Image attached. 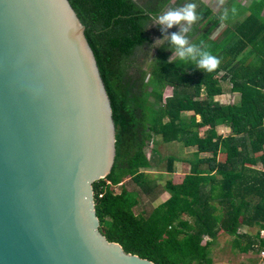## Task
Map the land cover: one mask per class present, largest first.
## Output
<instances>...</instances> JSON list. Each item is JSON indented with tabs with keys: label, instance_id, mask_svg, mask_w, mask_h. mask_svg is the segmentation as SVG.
Wrapping results in <instances>:
<instances>
[{
	"label": "trees",
	"instance_id": "obj_1",
	"mask_svg": "<svg viewBox=\"0 0 264 264\" xmlns=\"http://www.w3.org/2000/svg\"><path fill=\"white\" fill-rule=\"evenodd\" d=\"M68 1L94 51L116 125L113 169L93 184L101 233L126 253L155 264H214L210 250L221 233L232 238L234 251L258 255L264 240L259 230H251L264 228V61L251 69L237 59L248 47L264 56L263 37L245 34L228 51L209 42L205 48L221 60L213 73L195 75L192 64L188 70L175 68L168 60L174 53L171 44L146 72L134 57L151 43V17L163 13L172 0H146L143 5L134 0ZM221 70L240 88L235 105L200 99L202 93L222 94L216 79ZM169 87L172 96L165 98ZM221 124L231 128L229 135L218 133ZM205 127L209 129L201 137ZM160 144L196 148L183 159L190 171L182 183L162 182L150 172L161 165ZM178 161L175 155L166 157L170 175ZM128 183L134 187L129 189ZM164 194L168 198L157 203Z\"/></svg>",
	"mask_w": 264,
	"mask_h": 264
},
{
	"label": "water",
	"instance_id": "obj_2",
	"mask_svg": "<svg viewBox=\"0 0 264 264\" xmlns=\"http://www.w3.org/2000/svg\"><path fill=\"white\" fill-rule=\"evenodd\" d=\"M116 125L68 0H0V264H155L100 231Z\"/></svg>",
	"mask_w": 264,
	"mask_h": 264
},
{
	"label": "crops",
	"instance_id": "obj_3",
	"mask_svg": "<svg viewBox=\"0 0 264 264\" xmlns=\"http://www.w3.org/2000/svg\"><path fill=\"white\" fill-rule=\"evenodd\" d=\"M196 1L198 2L195 3ZM185 3H195L197 5V13L204 12L187 35L190 43H199L203 40L205 47L211 42V44H216L219 48H225L228 51L237 46L241 40L243 41L245 34L249 36V39L263 37L261 41L264 42V0H223V3H221V0H172L170 6L182 7ZM233 8H235V13L232 12ZM225 9L228 10V19L221 23L220 17ZM241 28H243V32L238 33ZM210 29H215V31L210 38H207L205 33ZM249 52H252L251 47L246 48L237 60L244 59L247 62L245 63L246 66L251 69L260 68L264 61V56L252 52L248 58ZM224 57H226L225 53ZM194 74L199 76L203 72L197 70ZM225 77L226 79H224ZM216 79L219 81V88L222 89V94L209 97L202 93L200 99L210 101L217 106H229L238 103L241 97L240 88L234 87L233 81L228 77V72L221 70ZM200 120L201 118L198 116V121ZM208 129V127L201 129L200 136L203 137ZM217 131L225 137L231 133V128L221 124ZM194 152H196V148H187L184 155L178 156L179 161L176 165L179 162L189 165L181 183L190 171V164L183 161V159L191 156ZM178 170L176 166L175 173L180 177L182 175Z\"/></svg>",
	"mask_w": 264,
	"mask_h": 264
},
{
	"label": "rangeland",
	"instance_id": "obj_4",
	"mask_svg": "<svg viewBox=\"0 0 264 264\" xmlns=\"http://www.w3.org/2000/svg\"><path fill=\"white\" fill-rule=\"evenodd\" d=\"M134 1L136 3H138L139 5H143L144 1H146V0H134ZM197 2L198 1H196L195 3H197ZM170 8H177V7L176 6L173 7V6L169 5L164 11H167ZM203 14H204L203 11L198 12V15L200 17ZM179 31H180L179 26H174L173 28L168 29L166 31L162 30L161 26L156 24V21H153V23L150 24L149 29H148V33H149V37L151 39V43L148 46H146L144 49L140 50L136 54V56L134 57V60H136L142 66V68L148 69V67L150 66L151 60H153L159 54V52L160 53H162V52L166 53L170 49L171 45H170L169 40L166 39V37H170L172 33H179ZM186 35H188V34H186ZM157 41H163V42L160 45H158L157 47H153V45H155L157 43ZM167 44L169 45L168 47H166L167 50L165 49V50L160 51V49L163 48L164 45H167ZM168 60L173 64V66L175 68L179 67L180 68L179 70H181V71H183L185 68L188 70L190 65H191V63L185 65L182 62H180L178 60V58L175 57L174 53H172L170 55ZM146 72H147V70H146ZM172 93H173L172 88H170V87L166 88L164 97L168 98V97L172 96ZM146 98L152 103L155 101V98L152 95H147ZM153 147H154V144H151V149ZM159 150L160 151L158 153L157 158H158V160L161 161V165L159 167H157L156 169H154L153 171H150V172L153 173V176H156L162 182H165L166 180L171 179L175 184H180L183 175L188 171L189 165L187 163L179 162L176 166L178 167V169H179L178 171L181 172L182 176L179 177L177 173H175L174 175H170L166 169V157L170 156V155H175L177 157L178 156L181 157L182 155L185 154L184 152L187 151V149L183 148L179 144H160ZM127 186L129 189H132L134 187L133 183H128ZM116 191L120 192L121 187L118 186L116 188ZM167 198H168V194H164L158 200L157 203L163 202ZM257 230H259V229L255 228V229H252L251 232L255 233ZM207 240L208 239L205 238L201 242L202 247H204L207 244ZM210 251L212 253L214 264H259L257 261V254H254V253L240 254V253L234 251L232 249V238L229 237L228 235L224 234V233H221L220 237L216 241L215 245L211 247Z\"/></svg>",
	"mask_w": 264,
	"mask_h": 264
},
{
	"label": "clouds",
	"instance_id": "obj_5",
	"mask_svg": "<svg viewBox=\"0 0 264 264\" xmlns=\"http://www.w3.org/2000/svg\"><path fill=\"white\" fill-rule=\"evenodd\" d=\"M223 3V0H221ZM235 13V8L232 9ZM160 25L162 30H168L174 26H179V33H172L170 37H166L172 45V51L180 62L187 65L191 63L196 70L203 73L215 72L221 60L210 50L205 48L204 41L199 43H190L186 34H188L193 25L197 23L200 16L197 13V5L195 3H187L182 7L170 8L159 15L151 17ZM228 19V10L225 9L220 17L221 23ZM163 41H157L153 47H157Z\"/></svg>",
	"mask_w": 264,
	"mask_h": 264
},
{
	"label": "built area",
	"instance_id": "obj_6",
	"mask_svg": "<svg viewBox=\"0 0 264 264\" xmlns=\"http://www.w3.org/2000/svg\"><path fill=\"white\" fill-rule=\"evenodd\" d=\"M260 237L264 240V228L259 229ZM258 263L264 264V247L260 250L259 254L257 255Z\"/></svg>",
	"mask_w": 264,
	"mask_h": 264
}]
</instances>
